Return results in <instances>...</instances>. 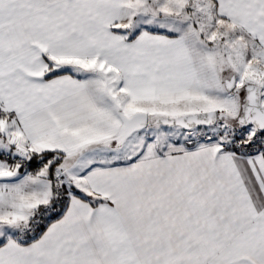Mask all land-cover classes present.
Masks as SVG:
<instances>
[{
  "label": "snow or ice",
  "instance_id": "6c2138e0",
  "mask_svg": "<svg viewBox=\"0 0 264 264\" xmlns=\"http://www.w3.org/2000/svg\"><path fill=\"white\" fill-rule=\"evenodd\" d=\"M0 264H264V0H0Z\"/></svg>",
  "mask_w": 264,
  "mask_h": 264
}]
</instances>
